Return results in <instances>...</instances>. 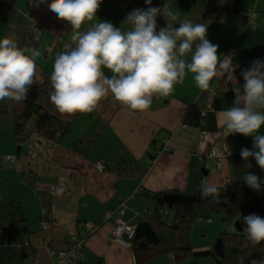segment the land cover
Segmentation results:
<instances>
[{"label":"crops","instance_id":"crops-1","mask_svg":"<svg viewBox=\"0 0 264 264\" xmlns=\"http://www.w3.org/2000/svg\"><path fill=\"white\" fill-rule=\"evenodd\" d=\"M228 1L220 0L231 5L226 13L212 16L205 14L208 0H152L151 5L161 8L157 30L167 27L168 12L176 17L172 27L184 21L205 23L221 59L233 57L238 84L213 79L210 90L219 97L213 112L207 111L209 97L188 74L170 96L154 97L143 113L109 96L95 111L82 114L58 144L34 135L18 152L14 102H0V264H137L132 248L113 240L116 218L135 226L139 216L157 211L161 196L153 195L191 194L205 177L221 190L243 185L248 172L264 180L255 160L247 168L240 156L242 148L252 149L253 137L227 136L217 117L233 105V88H243L240 72L254 60H264V0ZM49 3L36 8L30 0H0V37L39 51L38 82L43 68L52 69L62 45L74 47L71 26L56 19ZM147 7L145 0H103L97 19L126 30L122 22L127 14ZM165 138L170 152L152 158ZM97 163L105 164L106 171H98ZM60 188L63 192L57 195ZM107 211L112 217L104 220ZM85 224L96 231L72 252V240L86 234ZM204 228L200 231L208 242L212 231ZM213 235L216 241L220 233ZM22 242L28 245L27 255ZM195 249L213 251L209 246ZM146 264L177 263L165 255ZM179 264L218 263L212 256H190Z\"/></svg>","mask_w":264,"mask_h":264},{"label":"clouds","instance_id":"clouds-1","mask_svg":"<svg viewBox=\"0 0 264 264\" xmlns=\"http://www.w3.org/2000/svg\"><path fill=\"white\" fill-rule=\"evenodd\" d=\"M30 2L39 8L46 0ZM102 2L51 0L47 4L58 21L71 26L74 45H66L71 50L56 57L50 76V101L61 116L92 113L109 96L128 110L143 113L154 97L170 96L188 74L201 92L210 89L214 78L238 84L233 57L225 55L221 59L218 46L207 38L205 23L184 21L178 27H160L157 32L156 18L161 8L145 0L149 7L130 11L122 22L128 27L122 30L97 19ZM168 17L176 19L172 12ZM39 55L35 48L19 47L12 38L0 40V102H25L35 84V58ZM240 75L243 88H233V105L217 113L218 124L227 136L253 137L252 149L242 148L240 156L247 168L252 167L250 160L254 159L264 171V134H260L264 127V60H254ZM243 181L257 192L264 184L251 172L243 176ZM62 192V188L57 189V195ZM200 194L208 203L220 202L218 186L207 177L201 182ZM243 224L252 244L264 242V218L249 214L243 217ZM251 264L264 261L253 260Z\"/></svg>","mask_w":264,"mask_h":264},{"label":"trees","instance_id":"trees-1","mask_svg":"<svg viewBox=\"0 0 264 264\" xmlns=\"http://www.w3.org/2000/svg\"><path fill=\"white\" fill-rule=\"evenodd\" d=\"M0 40H2L1 37ZM70 50V47L62 45L58 53L60 55ZM53 70V67L52 69L43 68L41 81L38 82L35 77V84L25 102H14L13 104L12 124L18 152L22 151L24 144L34 135L58 144L72 124L82 115L61 116L51 103L50 95L53 88L50 76ZM216 92V90L209 89L204 93L206 97H210ZM218 102L219 97L216 96L213 101L214 108ZM165 140H168L170 144V140L165 138L162 149L153 154L152 158L161 153L170 152L169 147L165 150ZM199 184L197 181V187L191 194L183 193L182 195H201ZM219 191L220 202L218 204L208 203V201L192 205L177 204L172 209L159 206L156 212L139 216L135 224V234L131 240V248L137 264H146L165 255L171 256L177 264L190 256L194 259L201 256H212L218 264H251L253 260L264 261V242L259 245L252 244L246 238L244 231L246 226L243 224V217L249 214H256L264 218V201L262 200L264 184L261 185L259 192L249 188L246 183L234 189H219ZM160 196L164 195H153L155 198H160ZM222 209L226 212L224 220L239 223V227L243 228L242 232L238 230L235 233L224 232L216 237V241L222 239L224 242L223 258L216 257L210 250L196 251L188 244H180V238L186 239L194 224L212 220V214ZM162 210L168 211L173 216L162 215ZM84 226L86 234L81 238L83 241L96 231L94 227L90 231L86 224ZM22 247L27 255L28 245L22 242Z\"/></svg>","mask_w":264,"mask_h":264},{"label":"rangeland","instance_id":"rangeland-1","mask_svg":"<svg viewBox=\"0 0 264 264\" xmlns=\"http://www.w3.org/2000/svg\"><path fill=\"white\" fill-rule=\"evenodd\" d=\"M227 2L229 3L228 0ZM167 18H168L167 26L172 28V23H174V21L171 20L168 16ZM222 22L225 23L224 20H222ZM221 26H222L221 23H219L218 27H221ZM173 27H176V26H173ZM225 215H226V212L224 209H222L219 212H215L212 214V217H211L212 220L210 223L209 222H199V223L194 224L189 236L186 239L182 237L180 238L181 240L180 244L181 245L188 244L189 246L193 248H197V249H203L209 246L210 248H212L213 253H214L216 241L214 240L213 234H217V233L222 234L224 232L235 233L236 230H238V228L236 227L237 223L227 222L226 220H224ZM203 228L205 231L206 230L212 231L211 238H209L208 242L206 241V237L203 236L205 232L200 231ZM206 244H209V245L205 246Z\"/></svg>","mask_w":264,"mask_h":264},{"label":"built area","instance_id":"built-area-1","mask_svg":"<svg viewBox=\"0 0 264 264\" xmlns=\"http://www.w3.org/2000/svg\"><path fill=\"white\" fill-rule=\"evenodd\" d=\"M218 96L216 93H213L207 100V111L209 112H213L214 111V107H213V101L215 99V97ZM164 147H165V150H167V147H169V141L168 140H165L164 142ZM212 157V155H210ZM96 169L100 172H103L106 170V167L104 164L102 163H97L96 164ZM161 214L164 215V216H167L169 215L170 213L168 211H161ZM112 217V212L111 211H107L106 213H104L103 215V219L104 220H108ZM207 222H211V220H208ZM87 227L89 228V230H93V227L90 226V225H87ZM134 234H135V226H132L124 221H122V219H119V218H116L115 219V222H114V228H113V232H112V237H113V240L114 242L118 243V244H121V245H124L128 248H131V240L133 239L134 237ZM84 244V241L79 238V237H75L73 240H72V243H71V250L72 252L74 251H78L82 248ZM51 255L52 256H55L56 255V252L54 251H51ZM72 257L73 255H67V257ZM62 262L61 261H57L56 264H61Z\"/></svg>","mask_w":264,"mask_h":264},{"label":"water","instance_id":"water-1","mask_svg":"<svg viewBox=\"0 0 264 264\" xmlns=\"http://www.w3.org/2000/svg\"><path fill=\"white\" fill-rule=\"evenodd\" d=\"M231 8V5H221L220 0H208L205 14L206 16H212L214 14L226 13ZM159 30H157L158 32ZM206 199H202L201 195H191V196H184L182 194H170L165 195L159 199V206L160 207H168L170 209L173 208L174 205L177 204H185V205H192L194 203H201L206 202ZM238 231L242 232L243 228L239 227V223L236 224ZM214 254L218 258L224 257V242L222 239H218L215 244Z\"/></svg>","mask_w":264,"mask_h":264}]
</instances>
